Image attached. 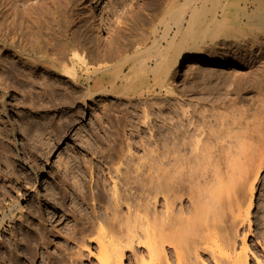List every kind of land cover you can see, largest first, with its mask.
Returning <instances> with one entry per match:
<instances>
[{
	"label": "bare ground",
	"instance_id": "bare-ground-1",
	"mask_svg": "<svg viewBox=\"0 0 264 264\" xmlns=\"http://www.w3.org/2000/svg\"><path fill=\"white\" fill-rule=\"evenodd\" d=\"M94 1L84 2L86 8L92 10ZM38 3L37 0H0V16L5 17L12 10L14 14H10L16 20L20 17V21H10L14 25L11 29L6 27L14 34L13 41L8 40L9 51L32 71L40 68L46 72L45 75L31 73L27 82L20 80L24 89H30V96L33 99L36 96L33 91L36 85L53 96L56 88L68 79L84 88V102L94 104L99 97L101 117L113 128L118 127V136L121 138L123 134L124 142L128 143L123 132L135 125L130 117L138 109L135 106L143 104L135 105L132 98L152 95L159 88L167 94L160 123L166 133L163 128L164 133H159L153 119H149L153 114L146 110L149 104L145 105L138 115L141 119L134 118L151 129L148 157L142 155L147 165L141 161L144 164H136L140 167L131 168L132 162L128 161L138 155L132 157L130 142L122 147L117 142L118 136L112 133L115 140L109 139L113 138L111 134L107 140L118 143L115 147L120 148L111 147L106 153L99 151L102 165L100 162L97 168L92 165L90 171L76 168L71 173L77 179L72 191L60 179L51 195L47 194L68 220L65 240L60 245L50 238L46 227L32 229L29 226L32 217L18 214L13 202L0 201V264L8 261L24 264L23 259L28 255L40 256L39 252L46 253L47 249L55 251L45 254L49 264H82L85 253L95 264H251V258L254 260L256 256L250 245L243 243L238 249L232 233L239 222H246L252 228V198L264 169V86L261 85L264 71L252 79L254 82L234 84L235 81L232 89L224 88V93L219 87L214 92L209 90L196 103L175 99L177 90L169 83L173 71L178 76L182 70L202 65L228 64L232 53L221 54L220 38L237 40L250 36L248 42L257 41L264 48V0H167L159 25L152 24L153 16L147 22L151 21L154 28L152 45L149 46L147 36L128 46L114 47L117 52L102 47L99 42L86 49L82 37L77 45L67 35L66 40H60V30L48 23L55 11L48 9L46 3L43 6ZM19 5L28 6L33 12V16L27 14L30 17L27 25L26 13L17 10ZM161 25L164 30L159 35ZM69 31L70 27L66 26L65 32ZM15 36L21 38L19 44ZM4 56H0L1 75L11 80L24 76L23 69H16L11 58ZM204 74V78L211 75ZM223 82L226 86L225 76ZM79 94L77 99L83 96ZM108 94L129 99L126 113L111 109V103L106 104ZM251 94L254 99L248 103L246 98ZM113 119L117 126L112 124ZM55 215L51 213L49 218L52 220ZM18 217L21 228L12 231L15 242L10 243V237L6 242L3 232ZM26 228L28 234L20 238Z\"/></svg>",
	"mask_w": 264,
	"mask_h": 264
},
{
	"label": "rangeland",
	"instance_id": "rangeland-1",
	"mask_svg": "<svg viewBox=\"0 0 264 264\" xmlns=\"http://www.w3.org/2000/svg\"><path fill=\"white\" fill-rule=\"evenodd\" d=\"M37 1L39 2L38 6H43L46 3L48 9L55 11L54 16H49L48 23H50V27L54 26V29L57 28V30H60V40H66L67 35L69 39H75L76 43H74L77 45L79 44V37H82L83 39L85 38L83 43L85 44V48L87 47L86 49H89V47L93 48L94 45L96 46L100 43L102 47L113 49L114 51H116V48H120L118 47L119 45L125 47L131 42L141 40L143 37H149L151 39L148 41V43H150L149 46H151V41L153 40L151 31L154 28H152L153 25L150 23L153 21L152 24H156V26L159 25L157 22H159V18H161L163 13V6H165L167 2V0H95L93 9L90 10V8H86V3H84L87 2V0ZM27 7L28 6L19 5L17 8L18 12L20 11L22 14L26 13L25 15L27 17L25 16V19H28V21L24 22L25 24L29 22L30 17H28V15L30 16L32 12L30 8ZM1 10L0 8V11ZM11 12L12 10L10 13ZM10 13H7L8 15L5 14V17L0 16V18L2 17L0 19V53L3 56L5 55L4 57L11 58V61L15 63L16 69H23L22 72L24 76L15 80L4 78L1 75L3 67H1L0 59V201H3V204H10L13 202V209L15 207V210H18V214L23 213V216L26 218L32 217V220L29 221V226L32 229H34V227L36 228V226L46 227L47 231H49V236H51L50 238L53 237L52 240L55 241L57 245H60V243H64L65 240L68 220L62 217L61 209L48 195H51V191L56 185L58 186L61 180H64L69 187V191H72L76 185L75 183H77V179H74L75 176H72V172H76V168L78 169L79 167L85 168L86 170L89 169V167L91 168L92 165H97L95 166L96 168L99 167L103 164V162L100 161V153H106L107 149L110 150L111 147H115L118 143L119 145L122 144L121 146L123 147V144L125 146L130 142L131 149L133 150L130 149L133 152L132 157L138 155L135 156L136 158H131L132 161H128L129 163L132 162L131 165L129 164L131 168L140 163L141 165L144 164L142 163L144 161H146L144 165H147V159L145 160V158L148 157L146 154H149V152L147 153V151H149L148 148H151V129L150 126L137 123L138 121L140 122V120L137 121V118L141 119L139 118L141 116L138 115L139 113L141 115L142 107L145 108L149 104L146 110L149 115L153 113L150 115L151 117H149V119L151 118V121L153 119V124L157 126L159 133L163 132V130L166 133L165 128L163 125L161 127L160 123L162 124L163 114H165L163 107L164 99H166L165 97H167V94L165 90L161 91L157 88V92L155 91L153 93L154 95L145 94L142 98L139 95L134 99L132 98V102H134L135 105H139L140 103L143 104L135 106L138 108L136 109L138 114L134 111V116H137V118L135 119L134 116L130 117L131 119L133 118L132 122L135 123V125L133 124V127L130 126L131 129L128 127V131L127 129H125V132L122 130L129 140L128 143L124 142L126 139L123 134H121L123 136H121L122 139L118 136V131L116 132L118 127L117 129L113 128L109 125L107 120L101 117L102 102L99 97L94 104L84 102V88L78 87V85L71 83L68 79H65V84L62 86L59 85L56 88L57 92L53 96L49 95L47 90H44L45 88L42 89L39 85H36L33 90L36 96L33 99V96H30V89H24V83H21L20 80L27 82L31 73H44L45 75L46 72L40 68L32 71L30 68L23 65L21 59L17 55H14V52L9 51L8 40H11L14 34L6 27L11 26V29L14 26H12L14 20L20 21V17L16 20L17 18L11 15L12 13L14 14V12ZM32 16L31 18L34 20ZM151 16H153V19ZM12 17H14V19ZM186 18L188 20L189 16ZM3 20L4 22H2ZM148 20H151L149 21L150 26L147 24ZM66 26L70 27L68 33L65 32ZM116 28L118 29L116 30ZM163 30L164 28L161 25L159 35L163 34ZM15 37L14 40L19 44L18 41L21 40V38L19 37V39L18 36ZM88 39L91 40L88 41ZM238 39L220 38L218 40V44L221 46V49H219L221 50V54H226L228 52V54L231 55L232 53L231 60H229L230 62L224 66L214 67L202 65L200 68L182 70L178 76L177 73L173 71V79H170L171 82L169 84L177 90L176 97L178 98L175 97V99H187L194 103L201 102L202 100L200 97L209 90L214 92L218 90L219 87V90H222L224 93V88L229 87L232 89L235 81L236 83L234 84L241 82L251 83L254 77H258V74H262L264 71V48H262L257 41H255V43L248 42V40L251 39L250 36L240 37ZM86 42H88V45ZM114 47L116 48L114 49ZM232 56L234 58H232ZM184 68H186V66H184ZM204 72H209L211 75L208 74L204 78ZM221 76L226 77V86L225 82L222 83L223 77ZM14 81L18 82L14 83ZM261 85L264 86V81L261 82ZM212 88L213 90H211ZM22 91L24 94H22ZM78 94L83 95H81V99H77ZM68 96L73 100L68 99ZM107 98L106 104L111 103L109 104L111 109L126 113L125 111L128 109L126 103L129 99L116 97L111 94H108ZM144 98H146L147 101ZM232 98H234V96ZM253 99V94H251L246 98V102L251 103ZM143 100H145L147 104H145ZM160 109L162 110L160 111ZM132 111L131 113L133 115ZM154 117L156 119L158 117V119L156 120ZM30 119L33 120L29 121ZM100 122L103 123L101 128L99 126V124H101ZM112 124L117 126L114 119L112 120ZM138 126L139 128H137ZM104 128L105 130H102ZM161 128H163V130H161ZM112 133L114 136L118 137H114ZM163 133L160 135H164ZM108 134H111L113 138H109L110 136L108 137ZM108 138L110 140L119 138V141L116 140L118 143L114 141V143H111L107 140ZM104 140L106 141L105 143H103ZM90 142H92V144H90ZM142 142L147 144L143 145ZM119 145L118 148H120ZM103 147L106 149H103V151L99 150ZM118 148L116 149L118 150ZM98 152L99 154H97ZM142 155L146 157L143 158ZM99 162L100 165L98 166ZM69 169H73L74 171H69ZM67 171L70 172V174H66ZM87 171H90V169ZM89 174L90 173H88V175ZM252 200L254 203V210L252 211V228L250 229L246 222H242V224L239 222L236 227L237 230H234L236 234L232 233V238L236 245H238L236 246L238 249L242 247L243 243L250 245L252 253L256 256L254 260L253 257H250L251 264H258L256 263L258 261L264 264V169L256 182L255 195ZM70 202L71 201H69V203ZM21 208L22 211H20ZM51 213L56 214L52 220L49 218V214ZM15 224L8 225L5 228L2 236L6 242L8 241L6 239L9 237L11 240L9 241L10 243L15 242L13 241L15 238L12 231H14L16 227L19 229L21 228L19 217ZM28 229L26 228L25 232H21L20 238L28 234ZM91 248L92 251H95V247ZM54 252V249H47L46 253L50 254ZM46 253L40 251V256L33 255L32 257V255H28L27 258L25 257L26 259H23L25 262L24 264H49L47 256H45ZM202 257L205 259L204 256ZM256 259L258 260L256 261ZM205 261L207 260L205 259ZM83 263L95 264V261L92 257L89 258L87 253H85L82 259V264ZM2 264L12 263L8 261Z\"/></svg>",
	"mask_w": 264,
	"mask_h": 264
}]
</instances>
